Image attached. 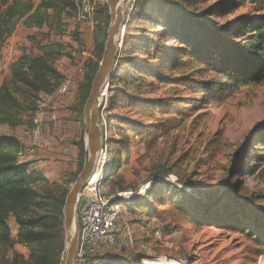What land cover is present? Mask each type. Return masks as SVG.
Wrapping results in <instances>:
<instances>
[{
  "label": "rangeland",
  "instance_id": "rangeland-1",
  "mask_svg": "<svg viewBox=\"0 0 264 264\" xmlns=\"http://www.w3.org/2000/svg\"><path fill=\"white\" fill-rule=\"evenodd\" d=\"M17 1L34 6L41 2ZM106 1L87 0L84 6H80L77 17L65 18L61 30L55 24L52 29L49 26L37 29L27 28L20 22L8 42L19 49L21 57L40 56L46 46L57 45L54 47L55 53L50 54L53 56L50 61L59 72L65 74L66 79L71 80L74 94L70 98L75 100L87 63L89 60L102 59L104 54L95 50L96 42L102 41L95 39V35L98 25L109 28L111 23ZM156 1L164 2L170 8L174 6L178 28L200 40L196 45L195 42L187 41L186 36L183 43L175 39H169L166 43L173 49L192 52L199 56L198 59L208 60L213 68L228 66L223 55L228 47L221 46L220 38L224 42L243 45V31L237 30L240 32V35H236L238 37L226 36H230L245 18L253 21L264 15V0ZM148 4L149 0L123 2L125 34L112 73L115 83L111 85L110 79L102 95L101 123L104 120L110 125V131L107 132L108 147L122 160L117 174L106 179L107 187L112 192L144 189L147 193L152 180H156L164 188L161 195L163 205L151 202L146 203V208H158L164 214L160 219L147 221L136 206L124 208L122 219L129 227L127 232L133 235V243L126 245L124 239L113 253L121 256L126 264H260L264 261V83L245 88L220 105L212 101L205 103L200 96L185 93V98H193L191 105L185 109L190 116L185 125L171 132L168 138L160 136L152 143H148L141 135L135 138V133L126 122L136 123L149 130L154 120L138 113L130 102L151 104L158 100L177 98L174 91L176 85L166 86L160 83L157 76L143 74L134 64L138 62L142 68L158 66L150 56L136 51L135 47L140 39L158 42L157 34L167 29L165 21L153 19V23L148 22ZM189 17L195 21H188ZM55 27L57 29L53 31ZM205 44H212L213 49L205 50ZM57 52L66 55L57 57ZM82 66L84 73L80 72ZM67 72H72V76ZM10 74L3 75L4 82L10 79ZM3 81L0 77V85ZM143 81L154 91L146 89L142 85ZM13 94L23 106L16 112L22 124L17 127L19 133L6 126L1 131L3 134L12 133L22 142L24 130L31 126V110L39 98L36 100L37 95L25 87L13 91ZM117 94L124 98L114 105ZM64 108L67 117L62 119L64 123L58 131H51L48 125L43 128L39 148V151H43L41 160L52 161L46 158L52 151H47V148L57 150L63 147L67 151L64 156L68 159L67 168H72L75 161L71 155L75 150L78 153L77 168L80 170L81 163L84 165L79 156L81 145L85 148L84 116L78 111L79 125L70 115L69 106ZM156 115L161 121L169 118L162 117L160 113ZM173 117L179 118L177 115ZM46 132L52 137L51 145L42 140ZM122 143L127 146L124 150ZM53 158L54 162L61 163L63 160L56 156ZM73 170L74 167L56 182L57 187L52 193L60 196L63 189H71L76 175ZM176 205L189 211L192 216H183ZM9 225L15 239L18 226L14 218H11ZM62 230L63 247L58 250V255L56 253L58 264L66 241L64 222ZM16 254L22 257L17 256L13 260ZM28 256L29 252L20 245L10 252L0 246V264H29Z\"/></svg>",
  "mask_w": 264,
  "mask_h": 264
},
{
  "label": "trees",
  "instance_id": "trees-1",
  "mask_svg": "<svg viewBox=\"0 0 264 264\" xmlns=\"http://www.w3.org/2000/svg\"><path fill=\"white\" fill-rule=\"evenodd\" d=\"M86 1L41 0L38 6H34L31 3H19L17 0H0V50L13 36L20 22H23L27 28L37 29L45 26L52 29V25L55 24L61 30L65 18L77 17L80 6H84ZM148 5L150 7L148 22L153 23V19L165 21L167 29L157 34L158 42H155L154 39L141 40L139 38L140 40L137 41L135 47L136 51L150 56V59L158 63V66L142 68V64L138 62H134V64L136 68H140L143 74L151 77L157 76L160 83L166 86L176 85L174 91H176L177 98L158 100L151 104L148 102L140 104L130 102L129 104L135 107L138 113L154 120V124L150 125L149 130L139 127L136 123L126 122L133 133L141 135L148 143H152L157 141L160 136L168 138L171 132L185 125L190 117L185 109L193 101L191 100L193 98H185V93L200 96L205 103L212 101L220 105L243 89L264 83V15L253 21L245 18L236 26L235 31L230 36H226L238 37L236 35H240V32L243 31L245 37L243 45L224 42L219 37L221 46L228 47V50L223 54L228 66L213 68L212 64L207 62L208 60L198 59L199 56L192 54V52L173 49L166 43L169 39L183 43L186 36L188 37L187 41L195 42L196 45L200 43V40L195 39L194 35L192 36L186 30L178 28L174 6L170 8V5L168 7V4L156 0H149ZM188 21L195 20L189 17ZM203 25L205 28L206 25ZM56 29L57 27L53 31ZM96 29L95 39L98 41L102 39V41L96 42L95 50L103 54L109 28L100 24ZM237 30L241 31L238 32ZM55 46L57 45L46 46L45 52L40 56H22L12 66L10 79L0 86V127L6 126L15 130L22 124V121L16 116V112L23 109V106L15 99L13 91H19L21 87H25L30 92L35 93L37 95L36 100H38L41 95L51 94L63 84L66 77L50 61V58L53 57L50 54L55 53ZM204 46L205 50L207 48L213 49L212 44H205ZM55 55L63 57L66 54L57 52ZM101 60V58L97 61L89 60L86 65L84 79L78 88V95L75 97L73 108L77 116L78 111L83 116L84 107ZM188 72L191 73L187 74ZM110 79L112 80L111 85H113L115 83L113 74ZM142 85L146 89L154 91L153 88H149L146 82L143 81ZM123 98V95L117 94L114 105L122 101ZM36 108L37 104L31 110V115ZM157 113H160L162 117L169 116V118L162 121L158 120ZM174 115L179 118L175 119ZM109 131L110 125L107 124V132ZM108 141L109 138L106 142L107 147ZM126 148L125 143H122V150ZM21 150V143L16 137L0 134V246L5 247L10 252L17 245H20L29 252V264H58V250L63 247L64 239L62 236L64 206L70 189H63L60 196L52 193V190L57 187L56 181H50L41 171L31 170L29 163H21L19 160ZM108 155V172L111 171L110 174H107V180L116 175L122 166L121 157L118 158L117 155H114L109 147ZM111 155L112 158L110 159ZM79 156L84 162V145L80 147ZM83 166L81 163V169L76 173L75 180ZM158 191L161 192L158 193ZM163 191V186L156 180H152L151 189L145 197L126 205L125 208L136 206L147 221L155 218L160 219L164 214L163 211L158 210V208L147 209L146 203L153 202L157 205H163L164 199L161 197ZM182 191L184 193V190ZM176 207L183 216H192L189 211L180 209L178 205ZM11 218H14L18 226L15 239L12 237L9 225ZM17 256L22 257L16 254L13 260ZM92 263V260L87 262V264ZM140 263L143 262H134V264ZM104 264H126V262L121 256L112 252L104 257Z\"/></svg>",
  "mask_w": 264,
  "mask_h": 264
},
{
  "label": "built area",
  "instance_id": "built-area-1",
  "mask_svg": "<svg viewBox=\"0 0 264 264\" xmlns=\"http://www.w3.org/2000/svg\"><path fill=\"white\" fill-rule=\"evenodd\" d=\"M125 18V17H124ZM10 40V39H9ZM20 51L13 43L6 42L0 50V77L9 75L11 68L20 59ZM84 67L80 72L84 73ZM4 82V81H3ZM2 82V84H3ZM1 84V85H2ZM0 85V86H1ZM74 94V87L70 79H65L63 84L48 95H41L37 102V108L31 115V126L26 127L21 142L19 160L25 163L27 159L35 156L40 148V136L45 125L50 126L56 121L54 115H49L50 109ZM103 112V110H102ZM101 112V113H102ZM100 125L103 129V147L99 153L98 161H102L100 167L96 165L93 175L97 178L87 182L84 190L79 195L77 210L79 215L80 232L78 251L74 264H104V257L114 252L118 244L125 239V243H133V235L128 233L129 227L122 219V210L139 198L145 197L141 190L112 192L106 185L108 173V147L107 124L103 120ZM138 138L137 134H134ZM97 171V172H96Z\"/></svg>",
  "mask_w": 264,
  "mask_h": 264
},
{
  "label": "water",
  "instance_id": "water-1",
  "mask_svg": "<svg viewBox=\"0 0 264 264\" xmlns=\"http://www.w3.org/2000/svg\"><path fill=\"white\" fill-rule=\"evenodd\" d=\"M122 0H107L111 23L104 54L92 83L91 92L84 107L85 160L84 166L72 185L64 206V230L66 241L60 264H74L78 251L80 223L77 210L79 195L93 176L98 156L103 147V129L100 125L102 95L116 67L120 37L124 30Z\"/></svg>",
  "mask_w": 264,
  "mask_h": 264
},
{
  "label": "crops",
  "instance_id": "crops-1",
  "mask_svg": "<svg viewBox=\"0 0 264 264\" xmlns=\"http://www.w3.org/2000/svg\"><path fill=\"white\" fill-rule=\"evenodd\" d=\"M61 73H63V72H61ZM67 73L70 76H72V74H71L72 72H67ZM72 99H73V101H71ZM66 103H70V104L67 105ZM74 105H75V100L72 97V98H69L63 104H59V105L56 104L50 109L49 115H54L56 117V121L54 123H51V125H50L51 126V131H54V132L58 131L63 126L64 122L62 121V119L67 117V114H66L67 111H63L64 109H66L64 107H68L69 106V109L71 110V112H69L70 115L75 120H77V114L73 110ZM77 121H78L79 125H81V121L80 120H77ZM1 130H2V127H0V134L2 133ZM15 131H16V133H19L18 129H16ZM48 134H49V132H46V136L43 137L42 140H43L44 143H47L48 145H51L50 142L52 140L51 139L52 137H49L50 135H48ZM2 135H3V133H2ZM4 135H12V133H5ZM84 135H85V133H84ZM16 138H18V137L16 136ZM50 150H52V151L49 153V157H46V156L45 157L46 158H50L52 161H49L48 159L41 160V158H43V156H42L43 151L40 150L38 152V154H36L35 156L27 159L25 163H29L30 164V169L31 170L41 171L44 174V176L47 179H49L50 181H52V182L53 181L57 182L60 179H62L67 173H69L68 171H71L73 169V167H74V170L72 172H76V173L78 172V168H77V166H78V164H77V162H78V156H77L78 153L75 150L72 151V155H71V157L73 158V161L76 162V163L74 162V165H73L72 168H69V167L67 168V165H69V164L66 161L68 159L66 157H64L67 154V151H64L63 147H59L57 150H55L54 148H51V147L47 148V151H50ZM46 152H44V153H46ZM53 156H56V157H58L60 159L62 158L63 159L62 162L61 163H60V161L54 162Z\"/></svg>",
  "mask_w": 264,
  "mask_h": 264
},
{
  "label": "bare ground",
  "instance_id": "bare-ground-1",
  "mask_svg": "<svg viewBox=\"0 0 264 264\" xmlns=\"http://www.w3.org/2000/svg\"><path fill=\"white\" fill-rule=\"evenodd\" d=\"M125 0H122V2H121V6H123V2H124ZM126 26V25H125ZM123 34H125V29L123 30ZM123 34H122V36L120 37V42H119V46H121V41H122V38H123ZM101 163H102V161L100 160L99 162H97V167L99 168L100 167V165H101ZM97 172V171H96ZM97 178V175H96V173H95V175H93L92 176V178H91V180L90 181H93V180H95ZM146 191L144 190V189H142V194L144 195V193H145ZM143 264H145V263H143ZM152 264H175V263H162V262H160V263H152ZM179 264V263H178ZM260 264H264V261L262 262V263H260Z\"/></svg>",
  "mask_w": 264,
  "mask_h": 264
}]
</instances>
